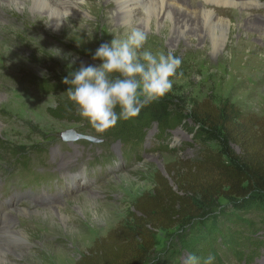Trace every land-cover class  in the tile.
<instances>
[{
    "label": "rangeland",
    "instance_id": "obj_1",
    "mask_svg": "<svg viewBox=\"0 0 264 264\" xmlns=\"http://www.w3.org/2000/svg\"><path fill=\"white\" fill-rule=\"evenodd\" d=\"M79 1L84 4L82 16L65 17L58 32L51 17H43V11L29 3L21 10L11 4L0 6V230L10 228L12 222L14 231L27 235L29 244L12 245L23 254L17 264H76L97 239L134 212L138 197L154 195L159 176L175 186L169 171L178 172L200 156V143L181 128L171 134L173 146L181 148L175 152L163 149L154 133L136 149L106 141L92 131L83 135L96 142L66 138L71 132L82 134V125L75 118L57 120L48 113L65 96L40 94L33 84L64 82L81 66H99L103 61L93 59L98 47L124 38L133 28L121 29L114 19L116 0H109L108 10L100 7L102 0ZM251 1L259 8L247 13L212 8L215 16L231 22L224 44L220 32L208 27L206 42L193 36L171 46L174 26L170 20L161 26L149 7L137 16L135 28L152 17L146 29L139 28L147 35L140 51L171 52L182 61L170 78L172 89L163 97L178 102L186 116H192L194 101L206 98L264 116V29L248 22L251 18L264 26V0ZM200 2L182 1L190 11L198 9ZM214 38L219 44L216 49ZM193 123L188 121L189 126ZM16 153L29 158L27 172L14 161ZM27 185L33 187L27 189ZM17 189L22 193L19 198ZM6 196L9 204L4 202ZM240 200L220 197L202 204L198 198L193 214L176 227L154 232L155 245L146 264H189L190 257H196L198 264L194 248L203 244L212 248L211 258L218 264H264V208L235 207ZM58 205L62 209L53 211L52 229L38 227L49 218L42 210L36 214L37 207L48 210ZM17 211L29 213L18 216ZM216 243L226 246V255L217 252Z\"/></svg>",
    "mask_w": 264,
    "mask_h": 264
},
{
    "label": "trees",
    "instance_id": "obj_2",
    "mask_svg": "<svg viewBox=\"0 0 264 264\" xmlns=\"http://www.w3.org/2000/svg\"><path fill=\"white\" fill-rule=\"evenodd\" d=\"M33 87L40 94L65 96L48 113L57 120L75 118L82 125V134L92 131L106 141H118L129 149H136L154 133L155 140L162 141L163 149L175 152L181 148L173 146L171 134L181 128L201 146L198 161L186 162L178 172L169 171L175 186L159 176L155 180L154 195L144 193L138 197L134 212L97 239L76 264H146L155 245L154 232L176 227L183 217L193 214L198 198L205 204L220 197L236 196L241 200L235 207L264 208V116L206 98L192 103V116L188 117L178 102L161 97L146 104L136 117L119 119L114 127L100 132L70 99L67 93L70 85L34 83ZM115 111L119 114L120 107ZM189 120L194 121L193 126H189ZM13 159L22 172L28 171L29 158L16 153ZM216 244L217 252L226 255V246L222 250L220 243ZM198 246L194 248L198 264H218L211 258L214 251L210 246Z\"/></svg>",
    "mask_w": 264,
    "mask_h": 264
},
{
    "label": "clouds",
    "instance_id": "obj_3",
    "mask_svg": "<svg viewBox=\"0 0 264 264\" xmlns=\"http://www.w3.org/2000/svg\"><path fill=\"white\" fill-rule=\"evenodd\" d=\"M146 40V33L133 27L124 38H114L111 45L103 43L98 47L93 59L102 60V64L81 66L64 78V83L70 85V99L97 131L114 127L119 119L136 117L146 104L172 89L170 78L176 75L182 61L171 52H141ZM195 261L196 257L189 258V264Z\"/></svg>",
    "mask_w": 264,
    "mask_h": 264
},
{
    "label": "bare ground",
    "instance_id": "obj_4",
    "mask_svg": "<svg viewBox=\"0 0 264 264\" xmlns=\"http://www.w3.org/2000/svg\"><path fill=\"white\" fill-rule=\"evenodd\" d=\"M22 1L24 3L21 2V0H7V2H5V0H0V6L11 4L12 6L18 7V10H21L24 5L27 6V3H29V6H32V8L39 10V12L42 10L44 13L43 17H51V21L53 22V26L55 27L54 30L57 32L62 28L63 20L65 19V17H73L74 15L78 17L82 16V10L80 9H82L84 5H82L79 0H27V3H25L24 0ZM116 1V13L114 15V19L117 21V23H119L121 29L125 26L134 27V24L138 23L137 16L139 15L140 11L147 9L148 7L151 8V12L153 11L152 17L157 21L159 20L161 26L163 25V23L165 24L167 20H170L174 26V31L170 43L171 46H173L175 43L182 42L183 40H191L193 36H198L200 37V40L206 42L209 36H207L208 33L205 35V31H207L208 27H210V29L212 27L216 28V30L220 32L219 38L224 44L227 40L228 32L230 31L231 22L226 21L223 17L215 16L212 8L221 7L224 10L235 8L242 13H247L246 11L259 8V5L251 0H248L247 2H239L237 0H200L201 5L194 11H190L191 9L183 7H187V5L182 3L183 0H181V2H174L172 0ZM110 6L111 4L109 3V0L101 1L100 7L102 9L108 10L110 9ZM174 7H177L178 10H176L177 8L175 9ZM182 8H185L186 10L182 12ZM150 18H146L147 21H143L142 25L139 24L138 27H143L144 29H146L149 26ZM249 19L250 20H248V22L253 23V28L264 29V26L261 25L258 20L252 21L251 18ZM115 33H117V31H115ZM211 37L212 36H210V38ZM212 42L214 43L213 46L215 49L219 47L218 41H215V38L212 39ZM37 208L38 209L35 210L36 214H39L42 211L46 213L48 212L47 217L49 219L38 225V227L41 226L42 230L49 229V227L51 228V224L54 220L53 211L57 210L60 212V210L62 209L60 205H58L57 208L49 207L48 210H46L44 207ZM28 213L29 212H18L16 214L19 216V214L22 215ZM7 227L8 226L0 230V264H17V259L22 258L23 254L21 255L20 253H18V251L14 250L12 245H27L29 244V239L24 231H14L12 229V222H10V228Z\"/></svg>",
    "mask_w": 264,
    "mask_h": 264
},
{
    "label": "water",
    "instance_id": "obj_5",
    "mask_svg": "<svg viewBox=\"0 0 264 264\" xmlns=\"http://www.w3.org/2000/svg\"><path fill=\"white\" fill-rule=\"evenodd\" d=\"M66 138L69 141H71V142H74V141H77V140H80V139L88 140L90 142H96L97 141L96 138L88 137V136H85L83 134H78V133H75V132L68 133Z\"/></svg>",
    "mask_w": 264,
    "mask_h": 264
}]
</instances>
